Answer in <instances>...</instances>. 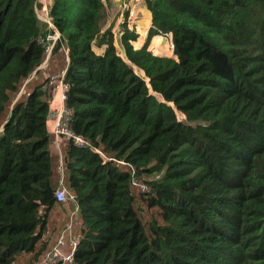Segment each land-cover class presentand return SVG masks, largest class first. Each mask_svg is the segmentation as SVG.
I'll return each mask as SVG.
<instances>
[{"label":"trees","instance_id":"trees-1","mask_svg":"<svg viewBox=\"0 0 264 264\" xmlns=\"http://www.w3.org/2000/svg\"><path fill=\"white\" fill-rule=\"evenodd\" d=\"M37 1L0 0V264H41L61 236L78 246L54 264H264V0H142L146 41L122 23V52L103 0H53L47 71L87 143L60 152ZM159 34L174 57L147 49Z\"/></svg>","mask_w":264,"mask_h":264},{"label":"built area","instance_id":"built-area-1","mask_svg":"<svg viewBox=\"0 0 264 264\" xmlns=\"http://www.w3.org/2000/svg\"><path fill=\"white\" fill-rule=\"evenodd\" d=\"M49 12V10L46 11L45 14L47 17L44 20L42 19V21L47 23L48 26L53 29V33L46 35L45 38H39V42L44 46L46 60L52 54L56 41L60 39V34L56 30ZM65 59L66 61H68L67 56ZM46 60H44L42 64H46ZM64 76L65 69H62L56 75H48L43 83V88H49L51 93L50 98L48 99V123H50L51 125L50 133L53 135L54 146L59 152L61 147V140L65 137L72 139L73 144L76 147H83L87 144L81 136L73 133L69 129V122L72 117L73 111L69 108H66L64 105V101L66 98L65 92L68 89V84L64 81ZM120 163L125 164L123 162ZM128 166L131 168V165ZM132 182L134 185L138 184L135 179H133ZM141 189L145 190L146 188L144 186H141ZM67 194L68 192L65 187L61 185V187L55 192V198L59 202L66 201L68 197L71 199L73 198L71 195L67 196ZM63 243L64 241L61 236L56 246L43 258L41 264H54L59 260L71 262L72 255L78 246V242L76 240H72L71 243H69L70 252L65 256L58 248V246H61Z\"/></svg>","mask_w":264,"mask_h":264},{"label":"rangeland","instance_id":"rangeland-1","mask_svg":"<svg viewBox=\"0 0 264 264\" xmlns=\"http://www.w3.org/2000/svg\"><path fill=\"white\" fill-rule=\"evenodd\" d=\"M103 2L105 4L104 14H105L106 25L114 22V25H113L114 44L117 50L120 52L123 51V45L121 42V26H120L122 23H126L128 30L134 31V33L137 34V38L134 41H132L134 48H139L142 45H144L146 41V35L148 33V29L150 28L149 25L151 26V16L149 15L150 16L149 18L148 14L145 13L147 11L142 3V0H103ZM51 5H52L51 2H48V0L47 2L46 0L37 1L35 10L40 20L42 19L44 20L47 17L45 13L47 10L50 11ZM125 12H128V15L126 17H125ZM160 48H164L166 50L172 49L170 47V41L168 40L167 35H161V34L154 35L151 37V39L147 43V49L151 51L152 53H154V51L155 53L161 52ZM58 54L60 53L58 52L54 53V56H53V58L55 59L54 63L56 62V66H59V61H62L61 59H58L60 58L59 57L60 55L58 56ZM51 57L52 55H50L47 58V60L45 59L47 62L46 64L44 63L45 65L42 64L39 66L46 71L45 72L46 77L48 75H56L54 71L50 72V74L47 71L48 69L47 65L49 62L48 60H51L50 59ZM53 148L58 152L57 148L54 145H53ZM60 182L61 180L59 179V184ZM66 202L67 201H64V203ZM69 213H70L69 216H71L73 212L69 210ZM53 216L56 219L57 223L62 222V219L64 218L61 214H57ZM70 223L73 226L75 225L76 222L73 217ZM67 241H68V236H66L65 238L66 244H67Z\"/></svg>","mask_w":264,"mask_h":264},{"label":"crops","instance_id":"crops-1","mask_svg":"<svg viewBox=\"0 0 264 264\" xmlns=\"http://www.w3.org/2000/svg\"><path fill=\"white\" fill-rule=\"evenodd\" d=\"M52 1H53V0H48V2H51V4H52ZM46 2H47V0H46ZM146 11H147V10H146ZM145 13H147L148 16L150 15V13H149L148 11L145 12ZM137 15H138V14H137ZM149 18H150V16H149ZM149 27H150V25H149ZM167 37H168V40L171 41V39L169 38V36H167ZM154 46H156V45H154ZM160 49H161V52L155 53V51H154L153 54L158 55V56L174 57V56H173V53H172V49H170V50H166V49H164V48H160ZM39 68H41V67H39ZM48 130H49V131L51 130V125H50V123L48 124ZM50 132H51V131H50ZM63 144H64V139L61 140V147L63 146Z\"/></svg>","mask_w":264,"mask_h":264},{"label":"clouds","instance_id":"clouds-1","mask_svg":"<svg viewBox=\"0 0 264 264\" xmlns=\"http://www.w3.org/2000/svg\"><path fill=\"white\" fill-rule=\"evenodd\" d=\"M170 47L172 48V44H171V41H170Z\"/></svg>","mask_w":264,"mask_h":264}]
</instances>
